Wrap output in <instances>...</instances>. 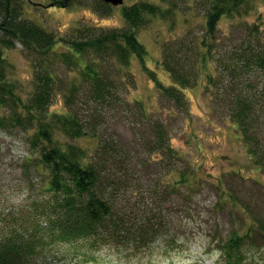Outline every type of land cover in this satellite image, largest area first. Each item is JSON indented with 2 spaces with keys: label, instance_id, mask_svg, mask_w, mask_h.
Returning <instances> with one entry per match:
<instances>
[{
  "label": "trees",
  "instance_id": "obj_1",
  "mask_svg": "<svg viewBox=\"0 0 264 264\" xmlns=\"http://www.w3.org/2000/svg\"><path fill=\"white\" fill-rule=\"evenodd\" d=\"M67 1L55 3L63 6ZM167 1L172 2L168 8L149 0L124 5L123 27L89 22L73 35L58 36L24 17L25 0H0V130L25 133L29 151L22 163L19 202L12 204L7 196L3 205L0 198V264H34L37 256L60 246L87 262L113 263L109 256L116 253H146L157 239L168 245L178 240L173 219L158 200L151 208L145 195L167 202L173 191L180 190L191 201L189 172L185 169L179 179L162 181L165 188L160 190L161 177L172 173L171 165L180 155L165 123L150 115L144 101L130 98L137 85L132 58L145 63L149 54L139 40V29L148 23V16L174 23L179 6L177 0ZM209 1L202 36L163 44L159 63L169 83L144 67L159 95L184 108L187 89L196 86L202 75L208 79L207 88L214 90L218 84L219 106L264 170V87L259 89L256 82L259 74L264 77V43L254 36L216 52L221 18L241 13L248 0ZM94 6L104 15L113 8L103 0ZM17 43L34 69L28 97L7 75L6 50ZM214 60L221 70L217 80L210 70ZM59 92L67 109L52 111ZM86 135L97 139L92 153L72 141ZM155 167L166 172L145 188L144 178ZM248 235L233 231L221 237L225 264L246 263Z\"/></svg>",
  "mask_w": 264,
  "mask_h": 264
},
{
  "label": "rangeland",
  "instance_id": "obj_2",
  "mask_svg": "<svg viewBox=\"0 0 264 264\" xmlns=\"http://www.w3.org/2000/svg\"><path fill=\"white\" fill-rule=\"evenodd\" d=\"M25 1V18L58 36H67L75 34L78 27L89 22L107 28L125 26L122 8L136 0L112 5L108 15L95 10L96 0H69L63 6L55 3V0ZM149 1L161 4L164 8L172 4L167 0ZM176 2L179 7L175 11V24L161 16H148V23L139 29V40L149 54L145 63L136 56L132 58L131 70L137 85L131 90L130 98L144 101L150 115L165 123L170 131L171 145L180 155L171 165L172 173L161 177L160 190L165 188L163 182L179 179L186 169L192 184L187 190L191 189L193 198L189 203L177 190L170 194L169 201L161 202L146 192L151 208L156 207L154 202L158 200L164 212L173 219V232H176L178 240L168 245L157 239L146 249V253L125 252L126 255L123 252L125 255H122L115 252L117 255L109 256L110 260L113 258L115 261L103 264H225L219 242L221 237L227 238L233 231L249 234L244 246L245 264H264V230L261 228V224H264V170L255 163L237 125L219 106L215 92L218 84L214 90L207 88L208 79L202 75L196 86L187 89L188 103L184 108L159 95L144 67L146 65L155 70L165 83H169V75L159 63L163 44L179 37L196 40L204 34V13L210 1ZM216 36L215 49L219 54L254 36L264 43V0H248L241 13L233 17L223 16ZM6 54L10 63L9 79L17 82L23 97H28L33 90L34 76L30 57L21 43L6 50ZM210 70L215 80L219 79L221 70L217 61H213ZM256 82L259 89L264 87V77L260 74ZM50 109H67L62 92L54 98ZM262 122L264 124V112ZM128 133L134 136L132 130ZM24 134L18 130H0V198L3 199V205L7 204V196L12 204H17L21 197L22 163L29 154ZM72 141L86 148L89 153L94 152L97 144V139L90 135ZM165 172V168L155 167L144 178L145 188L149 187L148 183L154 185L153 179ZM106 253L109 254L108 251ZM34 264L99 262L84 261L77 253L60 246L37 256Z\"/></svg>",
  "mask_w": 264,
  "mask_h": 264
},
{
  "label": "water",
  "instance_id": "obj_3",
  "mask_svg": "<svg viewBox=\"0 0 264 264\" xmlns=\"http://www.w3.org/2000/svg\"><path fill=\"white\" fill-rule=\"evenodd\" d=\"M103 1L111 5L117 6L123 4L125 0H103Z\"/></svg>",
  "mask_w": 264,
  "mask_h": 264
}]
</instances>
